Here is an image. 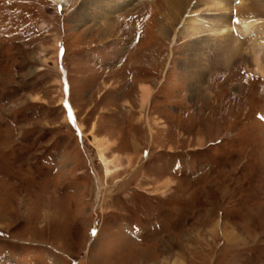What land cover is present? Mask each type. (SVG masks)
Returning a JSON list of instances; mask_svg holds the SVG:
<instances>
[{"label": "rangeland", "instance_id": "374dc122", "mask_svg": "<svg viewBox=\"0 0 264 264\" xmlns=\"http://www.w3.org/2000/svg\"><path fill=\"white\" fill-rule=\"evenodd\" d=\"M67 1L0 0V264H264L255 64L165 0Z\"/></svg>", "mask_w": 264, "mask_h": 264}, {"label": "bare ground", "instance_id": "6f19581e", "mask_svg": "<svg viewBox=\"0 0 264 264\" xmlns=\"http://www.w3.org/2000/svg\"><path fill=\"white\" fill-rule=\"evenodd\" d=\"M59 1L68 3L67 0ZM193 1L165 0L167 8L163 19L166 24L161 27V34L168 35V31L180 26L181 30L186 27L190 39L212 35L213 40L219 44V51L208 61L209 66L227 67L228 61L232 62L235 57L247 55L255 64V72L264 77V0H202V12H210L207 16H216L217 19L214 20L202 19L201 5L198 1L195 5ZM123 3L126 5L128 1ZM180 29L174 39L181 33ZM201 72L204 75L203 69ZM197 83L199 93L204 92L200 79ZM145 87L143 86L144 101L149 103L152 93Z\"/></svg>", "mask_w": 264, "mask_h": 264}, {"label": "snow or ice", "instance_id": "6c2138e0", "mask_svg": "<svg viewBox=\"0 0 264 264\" xmlns=\"http://www.w3.org/2000/svg\"><path fill=\"white\" fill-rule=\"evenodd\" d=\"M69 115H71V113H69ZM261 119H264V117H261Z\"/></svg>", "mask_w": 264, "mask_h": 264}]
</instances>
